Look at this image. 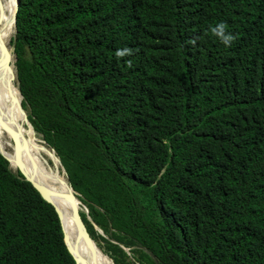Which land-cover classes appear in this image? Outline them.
I'll return each instance as SVG.
<instances>
[{
	"label": "trees",
	"instance_id": "16d2710c",
	"mask_svg": "<svg viewBox=\"0 0 264 264\" xmlns=\"http://www.w3.org/2000/svg\"><path fill=\"white\" fill-rule=\"evenodd\" d=\"M15 30L27 118L115 264H264V0H18ZM0 264H77L1 152Z\"/></svg>",
	"mask_w": 264,
	"mask_h": 264
},
{
	"label": "bare ground",
	"instance_id": "6f19581e",
	"mask_svg": "<svg viewBox=\"0 0 264 264\" xmlns=\"http://www.w3.org/2000/svg\"><path fill=\"white\" fill-rule=\"evenodd\" d=\"M15 11L16 0H0V150L9 159L10 167L18 169L16 158L20 156L21 169L59 193L52 195L51 199L62 211L67 243L77 259L83 258L87 264H113L94 243L86 241L83 227L75 218V207L81 212L82 202L60 170L58 157L24 125V112L19 110L21 94L15 84L11 63L13 50L10 41L14 32ZM4 122L12 130L7 129ZM62 193L74 194L75 199L64 197Z\"/></svg>",
	"mask_w": 264,
	"mask_h": 264
},
{
	"label": "rangeland",
	"instance_id": "374dc122",
	"mask_svg": "<svg viewBox=\"0 0 264 264\" xmlns=\"http://www.w3.org/2000/svg\"><path fill=\"white\" fill-rule=\"evenodd\" d=\"M15 26H14V32H13V35H12V37H11V41H10V48H11V50H13L12 51V58H11V63H12V66H13V70H14V76H15V84L17 85V78H16V65H15V62H16V56H15V53H14V46H13V38H14V36H15ZM22 100H23V97L21 96L20 97V100H19V110L20 111H23L24 112V116H22V119H23V122H24V125H25V127L28 129V130H30L32 133H33V135H35L37 138H39V140H41L45 145H47L46 144V142H45V140L43 139V137H42V135L41 134H39V133H37V132H35V131H33V129H32V127H31V124H30V122H29V120H28V118H27V115H28V110H25L24 108H23V106H22ZM48 146V145H47ZM54 153H55V151L50 147V146H48ZM56 154V153H55ZM57 156V155H56ZM59 159V158H58ZM60 161V160H59ZM50 163L52 164V162L50 161ZM11 169H12V171L14 172V173H17L18 171H19V169H13L12 167H11ZM60 170L61 171H63L64 173H65V175H66V172L64 171L65 169H63V166L61 165V162H60ZM67 177V176H66ZM68 179V178H67ZM76 194H77V196H79V194L76 192ZM79 198V197H78ZM80 199V198H79ZM81 201V200H80ZM82 202V201H81ZM81 212L82 213H85V214H87V212H88V208L86 207V205L82 202V205H81ZM89 218V217H88ZM95 229L99 232V233H101V234H103V235H106V234H104V232L99 228V227H95ZM93 243H94V245L102 252V253H104L105 255H106V257L107 258H109L112 262H113V264H115V262L113 261V259L108 255V254H106L105 252H104V250H103V248L101 247V243L98 241V240H93ZM123 247V249L125 250V252H126V256H122V255H118L117 257H118V259H119V261H120V264H140L139 263V261H138V256H139V254L136 252V251H132L131 249H129V248H127V247H124V246H122Z\"/></svg>",
	"mask_w": 264,
	"mask_h": 264
},
{
	"label": "water",
	"instance_id": "95a60500",
	"mask_svg": "<svg viewBox=\"0 0 264 264\" xmlns=\"http://www.w3.org/2000/svg\"><path fill=\"white\" fill-rule=\"evenodd\" d=\"M17 4H18V0H16V10H17ZM15 17H16V11H15V16H14V22H15ZM21 94V93H20ZM22 96V94H21ZM4 126L9 129V130H12L11 127H9V125L4 122L3 123ZM0 152L3 154V152L0 150ZM4 155V154H3ZM5 156V155H4ZM6 159H8L6 156H5ZM9 160V159H8ZM21 158L20 156H17L16 158V164L17 166L19 167V171L24 175V177L26 178V180H28L29 182L32 183V185L39 191V193L42 195L43 198H45L47 201L51 202L55 209L57 210L59 216H60V219H61V224H62V211L61 209L59 208V206L57 204H55L53 202V200L51 199V196L52 195H58L59 193L57 192H54V190H51L50 188L46 187L45 185L41 184L34 176H30V175H27L24 171H22L21 169ZM64 169V168H63ZM65 171V170H64ZM71 189L74 191V189L71 187ZM62 196L64 197H67V198H70V199H75V195L74 194H71V193H62L61 194ZM88 213V212H87ZM75 218L77 221H79V223L82 225L83 227V231H84V234H85V238H86V241L91 244L93 243V238L91 237V235L89 234L88 230H87V227L81 217V212L78 210L77 207H75ZM62 228H63V231H64V235H65V243L67 245V248L68 250L70 251V253L74 256V258L76 259L77 261V264H87L83 258H80V260L77 259V257L75 256V254L70 250L69 246H68V243H67V237H66V233H65V230H64V227H63V224H62Z\"/></svg>",
	"mask_w": 264,
	"mask_h": 264
},
{
	"label": "clouds",
	"instance_id": "9594fccd",
	"mask_svg": "<svg viewBox=\"0 0 264 264\" xmlns=\"http://www.w3.org/2000/svg\"><path fill=\"white\" fill-rule=\"evenodd\" d=\"M212 31L216 35L220 36L226 45L230 43L231 37L230 36H228V37L224 36V25L223 24L218 25L216 28H213Z\"/></svg>",
	"mask_w": 264,
	"mask_h": 264
}]
</instances>
